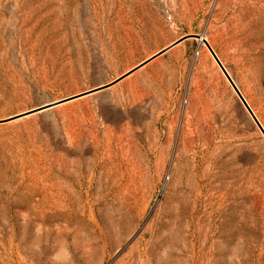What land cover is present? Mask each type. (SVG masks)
Here are the masks:
<instances>
[{"label":"rangeland","instance_id":"374dc122","mask_svg":"<svg viewBox=\"0 0 264 264\" xmlns=\"http://www.w3.org/2000/svg\"><path fill=\"white\" fill-rule=\"evenodd\" d=\"M264 0H0V264H264Z\"/></svg>","mask_w":264,"mask_h":264},{"label":"water","instance_id":"95a60500","mask_svg":"<svg viewBox=\"0 0 264 264\" xmlns=\"http://www.w3.org/2000/svg\"><path fill=\"white\" fill-rule=\"evenodd\" d=\"M190 38H197L199 40L202 41V44H204L207 49L209 50V52L212 54V56L214 57L215 61L218 63L219 67L222 69V71L224 72V74L226 75L227 79L229 80V82L231 83V85L233 86L234 90L236 91V93L238 94L239 98L241 99L242 103L245 105L246 109L248 110V112L250 113V115L252 116V118L254 119V121L257 123V125L259 126V128L261 129L263 135H264V127L262 126L261 122L259 121V119L257 118V116L255 115L254 111L252 110V108L250 107V105L248 104V102L246 101L245 97L243 96V94L241 93L240 89L238 88V86L236 85V83L234 82L233 78L230 76V74L228 73V71L226 70L225 66L223 65L222 61L220 60V58L218 57V55L216 54V52L214 51V49L212 48V46L210 45V43L206 40V38H204L202 35L200 34H194V35H186L184 37H182L181 39L177 40L176 42H174L173 44L169 45L168 47H166L165 49L161 50L160 52H158L157 54H155L153 57H151L150 59L142 62L140 65H138L137 67H135L134 69H132L131 71H129L128 73H126L125 75H123L122 77H120L119 79L113 81L110 84L107 85H103L100 87H97L95 89H91L88 91H85L83 93L77 94V95H73L61 100H58L56 102L47 104L45 106L27 111L25 113L16 115L8 120H15V119H19L31 114H35V113H39V112H44L46 110L52 109L56 106L62 105L64 103L76 100L78 98L96 93V92H100L102 90L108 89L111 86L115 85L116 83H118L119 81L123 80L124 78H126L127 76L131 75L132 73L136 72L137 70H139L140 68L144 67L145 65H147L148 63H150L151 61H153L154 59L158 58L159 56L163 55L164 53L168 52L170 49L174 48L175 46H177L178 44H180L181 42L190 39Z\"/></svg>","mask_w":264,"mask_h":264},{"label":"bare ground","instance_id":"6f19581e","mask_svg":"<svg viewBox=\"0 0 264 264\" xmlns=\"http://www.w3.org/2000/svg\"><path fill=\"white\" fill-rule=\"evenodd\" d=\"M200 41V43H202V41L201 40H199ZM247 101V100H246ZM249 104V103H248ZM250 105V104H249Z\"/></svg>","mask_w":264,"mask_h":264}]
</instances>
